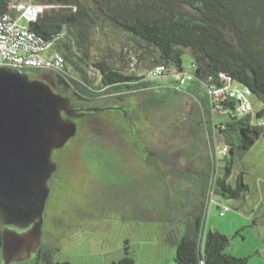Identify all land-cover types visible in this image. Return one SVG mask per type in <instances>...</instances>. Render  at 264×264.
<instances>
[{"label": "rangeland", "instance_id": "obj_1", "mask_svg": "<svg viewBox=\"0 0 264 264\" xmlns=\"http://www.w3.org/2000/svg\"><path fill=\"white\" fill-rule=\"evenodd\" d=\"M93 42V59L104 56L125 72L142 74L148 64L144 57L137 58L136 44L125 34L104 29L93 34ZM190 62L184 53L182 72L187 78L170 65L124 100L106 97L86 103L57 86L55 92L72 106L89 110L71 118L75 135L52 152L57 169L44 209L41 246L53 263L107 264L128 255L133 264H174L169 238L184 231L188 210L203 200L199 191L207 160L212 178L211 154L215 160L221 157L223 142L212 121L228 118L214 107L207 112L206 99L199 98L205 89L188 78ZM87 71L98 87V71ZM30 78L40 79L34 74ZM211 95L220 100L216 92ZM244 96L254 118L262 102L250 92ZM243 157L247 164L240 170L249 192L237 205L238 199L224 197L209 185L203 227L205 232L227 234L231 255L246 256V264H264V143ZM216 162L222 166L221 160ZM235 179L232 173L228 182Z\"/></svg>", "mask_w": 264, "mask_h": 264}, {"label": "trees", "instance_id": "obj_2", "mask_svg": "<svg viewBox=\"0 0 264 264\" xmlns=\"http://www.w3.org/2000/svg\"><path fill=\"white\" fill-rule=\"evenodd\" d=\"M33 1L44 8L29 22L28 28L48 48L61 53L65 65L60 71L21 70L30 77L34 74L69 90L80 101L94 103L106 97L124 100L150 85V71L170 65L183 71L182 55H190L192 77L189 80L206 90L199 98L206 99L207 112L214 107L228 118L212 121L223 142L221 152L218 151L221 157L216 159L222 161V166L211 154L214 172L211 178L207 160L206 177L199 191L203 200L188 210L184 231L178 237L169 238L175 248L174 261L177 264H246V256L237 257L226 251L227 234L217 230L205 232L203 222L209 185L212 191L238 200H243L250 190L241 172L233 183L228 182V177L234 164L254 142L264 139V0ZM13 3L0 0V15L11 12ZM104 29L133 40L137 58L148 60L147 66L141 69L142 74L115 68L104 56L91 57L93 34ZM88 67L100 74L98 87L93 85ZM226 78L261 100L262 107L254 118L249 112H239L240 100L225 91L217 93L220 100H214L212 92L223 88ZM149 155L154 157V152L150 151ZM133 263V258L124 255L107 264Z\"/></svg>", "mask_w": 264, "mask_h": 264}, {"label": "water", "instance_id": "obj_3", "mask_svg": "<svg viewBox=\"0 0 264 264\" xmlns=\"http://www.w3.org/2000/svg\"><path fill=\"white\" fill-rule=\"evenodd\" d=\"M88 110L72 106L41 79L0 66L1 264L28 261L40 247L57 169L52 152L75 135L71 118Z\"/></svg>", "mask_w": 264, "mask_h": 264}, {"label": "built area", "instance_id": "obj_4", "mask_svg": "<svg viewBox=\"0 0 264 264\" xmlns=\"http://www.w3.org/2000/svg\"><path fill=\"white\" fill-rule=\"evenodd\" d=\"M43 8V5L32 0L15 2L11 12L0 15V66L18 70L23 68L62 70L65 65L63 55L48 48V45L28 28L29 22L34 21ZM163 69H165L163 66H158L150 71L148 76H155ZM181 73L182 77L187 78L182 71ZM228 82L231 81L226 78L223 88L214 92L225 91L230 96H235L240 100L237 106L239 112H248L250 104L244 93L249 91L228 87Z\"/></svg>", "mask_w": 264, "mask_h": 264}, {"label": "flooded vegetation", "instance_id": "obj_5", "mask_svg": "<svg viewBox=\"0 0 264 264\" xmlns=\"http://www.w3.org/2000/svg\"><path fill=\"white\" fill-rule=\"evenodd\" d=\"M47 71H50V70H47ZM47 83L50 84V86L52 87V89H53L54 92H55V90L59 89L56 85H54L52 82H50L48 80H47ZM52 180H53V176H52L51 181ZM51 181H50V186H51ZM3 228H4V226H0V264H1V244H2L1 233H2V229ZM39 263H43V264H55L51 260V257L49 255L48 250L42 248L41 245L38 248V250H37L36 254L34 255V257L31 258L30 260L24 261V262H15V263H12V264H39Z\"/></svg>", "mask_w": 264, "mask_h": 264}, {"label": "crops", "instance_id": "obj_6", "mask_svg": "<svg viewBox=\"0 0 264 264\" xmlns=\"http://www.w3.org/2000/svg\"><path fill=\"white\" fill-rule=\"evenodd\" d=\"M262 143H264V139L263 138H259V139H257L255 142H254V144L249 148V150H247L246 152H245V154L243 155V156H245L246 154H248L257 144H262ZM242 156V157H243ZM244 158V157H243ZM240 161V162H239ZM244 160L241 158V159H239L235 164H234V167H233V171H232V173H233V175L235 176V178L238 176V174H239V172H241V170H240V168H242V166L244 167L247 163H245V162H243ZM245 163V164H244ZM243 179V181H244V178H242ZM245 182L248 184V186H250L249 185V181H247L246 179H245ZM252 191V190H251ZM260 194V193H259ZM261 195H262V193H261ZM244 200V199H243ZM243 200H237L235 203L238 205V204H240V203H242V201ZM173 262H174V264H177L175 261H174V255H173Z\"/></svg>", "mask_w": 264, "mask_h": 264}]
</instances>
